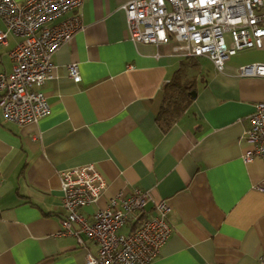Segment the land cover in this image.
<instances>
[{
    "label": "crops",
    "instance_id": "crops-1",
    "mask_svg": "<svg viewBox=\"0 0 264 264\" xmlns=\"http://www.w3.org/2000/svg\"><path fill=\"white\" fill-rule=\"evenodd\" d=\"M126 1H82L81 27L53 52L52 77L34 86L49 103L46 115L19 125L0 111V264H84L85 253L96 252L83 233L81 242L58 234L65 215L58 171L85 163L106 182L98 200L80 208L88 220L110 196L136 188L169 203L170 233L149 264H257L264 160H243L242 134L264 101V78L237 68L263 61L264 50L238 51L219 71L174 41H132ZM20 40L9 33L0 44V72L11 70L9 52ZM72 62L79 81L68 75ZM173 79L192 88L165 124L159 112Z\"/></svg>",
    "mask_w": 264,
    "mask_h": 264
},
{
    "label": "built area",
    "instance_id": "built-area-1",
    "mask_svg": "<svg viewBox=\"0 0 264 264\" xmlns=\"http://www.w3.org/2000/svg\"><path fill=\"white\" fill-rule=\"evenodd\" d=\"M82 1L0 0L5 25L0 44L9 33L21 38L9 52L11 70L0 72V111L5 120L35 123L48 113L44 93L34 86L52 77L53 52L81 27L77 9ZM120 7L132 41H174L183 55L206 57L219 71L238 51L264 50V0H128ZM67 70L74 81L80 80L76 62L68 64ZM237 74L264 78V60L240 65ZM248 121L242 134L246 146L242 158L264 160V101L255 103ZM58 176L65 213L58 234L74 235L81 242L83 233L97 245L95 253H85L84 264L151 262L170 233L167 215L171 207L166 200L153 201L148 190L136 188L128 195L110 196L107 205L88 220L80 208L95 203L106 186L98 167L92 163L67 167ZM256 187L264 192V183ZM123 226L128 230L120 232ZM257 264H264V251Z\"/></svg>",
    "mask_w": 264,
    "mask_h": 264
},
{
    "label": "trees",
    "instance_id": "trees-1",
    "mask_svg": "<svg viewBox=\"0 0 264 264\" xmlns=\"http://www.w3.org/2000/svg\"><path fill=\"white\" fill-rule=\"evenodd\" d=\"M199 57V56H191ZM192 85H187L186 83H180L179 80H171L167 88L165 89V95L163 104L159 112V118L165 123L172 121L182 105L181 100H186L189 96V92Z\"/></svg>",
    "mask_w": 264,
    "mask_h": 264
}]
</instances>
